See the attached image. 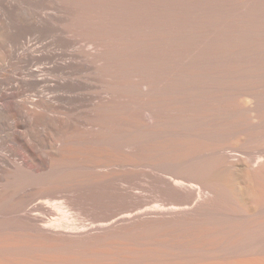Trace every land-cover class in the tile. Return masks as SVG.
<instances>
[{"label": "bare ground", "instance_id": "1", "mask_svg": "<svg viewBox=\"0 0 264 264\" xmlns=\"http://www.w3.org/2000/svg\"><path fill=\"white\" fill-rule=\"evenodd\" d=\"M33 1L0 0L5 39L0 55L18 70L16 76H0V129L22 148L19 152L0 141V264H264V62L191 81V76L164 78L168 87H162L170 92L190 81L188 86L204 87L205 95L195 106H176L175 112L169 108L160 115L149 107L144 115L141 104L161 88H155V78L133 76V86L128 82L130 90H125L127 81L119 76L124 82L122 90L114 82L121 90L114 96L113 79L105 87L101 81L106 79L99 76H77L94 67L98 51L79 49L77 38L57 25L59 13H48L42 2L45 10L32 9ZM223 1L214 12L213 0L214 10L206 6L209 13H202L204 21L198 24L192 16L191 28L178 35L215 58L264 56V0ZM151 32L146 37L156 40ZM50 35L51 46L44 40ZM40 61L47 64L36 66ZM54 72L62 76H51ZM26 88L34 96L25 98ZM179 89L167 94H181ZM130 101L146 119H133L129 131ZM56 109H65L67 117L56 115ZM98 109L117 113L122 124H115L122 128L115 130L101 116L102 123L97 121ZM69 112L80 124V138L93 136L98 145L93 153L85 139L80 146L87 144L81 148L88 154L69 151L75 148L68 144L72 139L65 140L72 125ZM37 122L47 128H32ZM135 128L138 132L130 133ZM128 132L129 138L142 137L129 139ZM144 147L160 150V158L143 155L139 149ZM101 183L102 188L90 187Z\"/></svg>", "mask_w": 264, "mask_h": 264}, {"label": "rangeland", "instance_id": "2", "mask_svg": "<svg viewBox=\"0 0 264 264\" xmlns=\"http://www.w3.org/2000/svg\"><path fill=\"white\" fill-rule=\"evenodd\" d=\"M34 1L30 5V7L32 9L34 8V9H39V10H45L44 8H41V7L46 6V10L48 13L51 12L53 15L55 12L54 16L58 15L57 12L59 13L58 18H60V19L62 18V19H61V21H59V19L57 20L58 22L56 21L57 25H59L61 27L63 25V28L67 29L70 34L74 35L77 38V40L80 43L79 49L84 50L86 48V50L92 49L93 51H98L95 53H97L98 57L100 56L99 57L100 59L97 58L100 61L95 59L96 58V54H95V56H94V60L96 62L95 63L96 66L94 65L95 69L93 67L90 71H87V72L83 71L80 73L78 72V74L75 73L74 76H76V74H77V76H90V75L91 76H97V77L99 76L98 77L99 79H101V78H103L104 80L106 79L105 82H102L101 80H99V81H101V83H103V85L104 84L107 85L110 82V84H108L109 86L111 85L112 79H113L114 80L112 83L113 86L111 85L113 88L117 87V86H114L115 81L120 84L118 86L121 88V86H122L121 84H123V82H124V81H118L119 76H121L120 80L127 81V82H125L126 83L125 90L128 87L133 86L132 81H131L133 76H139V78L138 77L137 78L141 79V80H144V78L148 79V77H150V80H151V77L153 79L155 78L154 79V81L156 80L155 81L156 83H154L156 86L155 88L157 89V86L158 87L161 86V88L159 87L158 89H162L163 91L161 90V92H160L161 94H159L160 90L158 91V93H157L158 89L155 90V92L157 94L156 93L151 94V96L152 95H154V96L152 98L149 97L150 99L147 98L148 102L145 101L146 102L145 104L144 103L141 104V105H143L142 107H144V105H145L144 110L143 109L141 110V107H140V110L142 112L146 111L147 108L150 107L152 111L155 110L156 113L157 114L159 113L158 115H160V114H163L161 112H168L169 108H172L170 110V112L172 110L174 111L175 109H173V107H176V106L178 108H179V106H180V108H181V106H182V108H183V106H184V108H186L188 106H195L199 100L203 99V96L205 95L206 89L204 87H199V86L194 87L193 84H191V86H188L189 82L192 80V78H194L192 76H196V77L208 76L212 72H219V71L220 72H230V71H232V70H234L240 66H255V65H258V64L264 62V56L263 55H259V56L236 55L233 57H228L226 59H222L221 57L220 58L211 57L210 54L205 49H199V48L194 49L193 46H189V45H191V44H189L190 42H188V40L185 42V40L188 39L187 36H185V35H184L185 37L180 36L181 33H179V31L180 32L183 31L182 33H184V30L186 31V29H189L188 27L191 28V26H192L191 24L194 23L193 20L197 21L200 18L202 20V18H203L202 16H204V18H205V15L207 14V12L209 10L213 11L214 8L212 6L214 5L215 2H216L215 3L216 6H214V7L217 9H215L214 12H216V10H218V8L220 6L222 7V4L225 2L223 0H214L213 5L210 4L213 2V0H39L40 2L36 0L38 2V4H36V1L35 2ZM45 1H47V2H45ZM191 1H193V2H191ZM41 2L43 3L42 4L43 6L40 5ZM33 3H35L36 6ZM190 4H192V5H190ZM32 5H34L35 7H33ZM37 5L38 6L40 5L41 7L40 6L38 7ZM47 5H49V6H47ZM196 5H198L197 9H196ZM191 6H192V8H191L192 10L190 9ZM206 6H209V7H206ZM205 7H206V9L209 8V10L207 9L208 10L207 12L205 10ZM197 10L199 13L197 12ZM193 11L194 12L196 11L195 13L200 14V16L198 14H197L198 16L196 14L195 15L191 14V13H193ZM203 12H205L206 14H202ZM62 15L66 16V17L63 18V17H61ZM192 16H194L195 18ZM191 17L193 18V20L191 19ZM204 18L202 21H204ZM67 21H69V22H67ZM197 23H198V21H197ZM175 24L177 26H175ZM178 24H180L181 26L179 27ZM198 24H200V23H198ZM150 28L154 32L157 33V34L155 33L156 34L155 37H157L158 40L154 36H152L151 38L154 37L156 40H154V39L149 40L150 37H146L147 34H149V35H150V33L153 34V32H151ZM180 28H182L183 30H180ZM146 29L147 30L149 29L150 33L146 31V35H144ZM173 29H175V30H173ZM142 30H143V33H142ZM75 32L77 34H75ZM89 32H91V34ZM92 32H94V33H92ZM95 32L97 35L99 34L98 35L99 39H97L98 37L95 34ZM163 32L165 34H167L168 37H166V35H164ZM171 32H173V35H171L172 37L169 36V33L172 34ZM158 33L161 35V37H160V35H158ZM178 33L180 35H178ZM0 35H2V34L0 33ZM142 36L144 38L146 37L145 39L146 40L148 39L147 41H150V42L152 41L151 46H148V45H150V43L147 42L146 40H145L146 43H149V44H146V43L143 44L144 38ZM177 36L178 37L180 36V38L181 37H183V38L180 39V38H177ZM170 37H171V39H170ZM0 38L2 40V41L0 40V43H1L0 44V50L2 51V52L1 51L0 52L3 55L4 48H2V47H3V45H5V44H3L5 42V39L2 36H0ZM167 38H168V40H167ZM159 39H160V42H159ZM177 39H179V40H177ZM44 40H46L45 42L50 40L47 44H49L51 46V44H50V42H52V36L51 35L47 36L46 39L44 38ZM161 40H162V43L164 45L161 43ZM165 41H166V43H165ZM179 43H180V47H179ZM165 44L169 45L170 47L165 46ZM173 44H175V45L173 46ZM186 44H188V45L185 46ZM145 45H147V47ZM81 47H83V48H81ZM97 48H100V49H97ZM190 48H192L193 50ZM49 49H50V47H49ZM99 50H101V51H99ZM146 51H147V53H146ZM99 53H101V54H99ZM2 55H0V56H2ZM1 59L3 60V62ZM7 61L8 60L5 57H3V56L0 57V65H1L0 66V71H1L0 74L2 73L0 76H10V75L16 76V75H18L17 74L18 73L17 68L14 70V66L17 67V64L15 65L14 62H11V61L7 62ZM101 61H102V63H100ZM1 63H3V64H1ZM10 63H12V66ZM38 63H40V64H38ZM45 64H47L46 61L45 62L40 61V62L36 63V66H43ZM2 67L3 68L7 67V68H5L3 70ZM5 70H7V71H5ZM95 71H96V73H95ZM57 74L59 75L58 72H54V73H51L50 75L51 76H54V75L58 76ZM64 75L66 76L67 74H64ZM59 76H62V74ZM67 76H70V75H67ZM71 76H73V75H71ZM108 76H111V78ZM112 76H113V78H112ZM115 76H117L118 78ZM122 76L123 77L125 76V78H122ZM144 76H148V77H144ZM169 76L171 78H172V76H174V77L175 76H183L184 78H186L187 76L188 77L191 76L189 78L190 81H188V82L186 81V80H188V77L186 78V80H184V78L182 77L183 80L185 81L184 83L187 82L188 85L182 84L181 87L179 86L181 89L177 88L178 87L177 85L180 84L178 82L179 79L178 80L174 79L179 84L177 82L173 81V83L174 82L176 83L177 87L175 85H173L176 88H175V90H171V92H173V91L175 92L176 89L177 90L179 89L180 92L182 91L185 93V91H184L185 89H187L186 92H188L189 87L193 86L191 89H189V90H191V92L189 91L188 95L187 94L182 95V92L180 94V93H178L179 92L178 91V92H176V94L178 93L176 97H175L176 94H173V93L171 95H168L167 93L168 92L171 93V92H170V88H168L169 91L166 90L168 86L167 85H166L167 87L165 86V79L168 80L167 77H169ZM141 77H143V78H141ZM109 78L111 79V81ZM114 78H116L117 80ZM127 79H129V80H127ZM135 79L136 78L134 77V80ZM134 80H133V82H134ZM157 80H158V82H157ZM163 81H164V84H163ZM116 82H115V85H116ZM128 82H130L132 85L129 83L131 85V86H129ZM180 82H183V81H180ZM157 83H159L160 85ZM161 83H162V85H161ZM183 85L184 86L187 85V88L183 87L184 90L182 89ZM162 86H165L166 89H165V87L163 89ZM112 87H109V89L114 92L113 93L111 91L113 93V95L114 94L116 95L115 92L118 91V93H117V96H118V94L121 93L120 91L122 90V88H121V90H120V88H118V90L116 91V88L111 89ZM26 89L28 90L29 88H26ZM31 90L32 89H30V91ZM127 90H130V89L128 88ZM164 90H166L165 91L166 93H162V92H164ZM131 91H134V90L131 89ZM131 91H130V93L127 91L128 95H130V97H132L131 99H133V97H135L134 99H136V96H133V93L135 91L133 93H131ZM25 92H26V96H24L25 98L29 95H30L29 97H32V95L34 96V94H35V91L33 92V90L31 91V93L29 92V90L25 91ZM127 92L125 94H127ZM135 94H136V92H135ZM23 95H21V98H19L20 100L24 99ZM178 95L180 97H178ZM175 98H176V100H174ZM135 101L136 100H133V102H135ZM130 102H131V104H129V106H131V107H129V106L128 107L131 108L133 112L129 108L127 110L128 112L126 111L128 114V117H127L128 118L127 119L128 124L126 123L127 125L125 124V127H128L130 125V127L134 128L133 125L136 121H134L133 119H135V118L138 119V121H137V123H138L139 120L141 119V117L143 118V116L145 115V112L143 115V113L141 111H139V109H137V108H139L138 106L135 107L136 108L135 109L136 112H135L133 109L134 104L132 103V101H130ZM146 104L148 105V107L146 106ZM37 108H39V109L42 108L41 109L42 111L40 110L39 112H43V110H44V108L42 106L41 107L38 106ZM37 108H36V110L38 111L39 109H37ZM178 108L176 110H178ZM60 109H62V108H60ZM60 109H56L58 112H56L54 110L56 112V115L59 114V116H61L64 113L62 116L67 117L65 115L66 114L68 115V112L63 111L65 109H63L61 112H59ZM165 109H168V110L164 111ZM54 111H51L50 114L52 115L53 114L52 112H54ZM55 112H54V116H55ZM105 112L106 111L103 109H98V111H97L98 116L97 117H95L94 115H92V116H94L97 121L100 120L101 123L104 119H106V122L104 120V123H107L109 120L110 122H108V124L111 123V126L112 125L114 126L115 123H118V125H119V123H120V125L122 124V122H120L121 121L120 117H119V115H117V113L115 115V114H107L108 112H106V114L108 115L107 116V115H105ZM130 112H132V113H130ZM139 113L142 115H140ZM156 113H154V114H156ZM69 114H70L69 115V117H70L72 115V113L69 112ZM111 115L113 117H111ZM138 115H139V117L137 118ZM99 116H101L100 118H102L103 120L100 118L98 120ZM115 116L117 119L114 118ZM125 116H127V115L125 114ZM90 118H91V116H90ZM110 119H112V120H110ZM145 119H143V120L141 119V121L144 122ZM91 120H94V121L92 122ZM91 120L89 121L90 123L92 122L91 124H93L94 122H97V121H95V119H91ZM129 120H130V122L133 120L134 123L132 121V123L129 124ZM70 121H71V124L73 126L71 125L72 127L70 126L67 128L66 131L68 134L67 133L66 134L68 135L67 137L70 136L71 138L69 137L70 139L69 138L65 139L64 136H63V138L66 141H67V139H68V141L72 139L71 141H69L70 143H68V144L73 145L75 148L76 147H78V148L83 147L84 144H82V146H80L81 142L87 143L89 140V143H87V144L90 146H92V144H93V146L90 147L87 144H85L86 146H84V147L87 148V146H88V148H87L88 153H90V152L93 153L94 148L98 147V145L95 144V140H94L93 136L91 135V137H89L88 139L85 136L84 137L85 140L82 137L80 138V136H83V135H81V132L79 130L80 124L77 125L76 123H78V122L76 121V119L74 121L71 119V117H70ZM136 124H135V127L139 126V124L138 125H136ZM118 125L115 124V128H114L115 130H117V128H118V130L122 128V126H121V128H119L120 126H118ZM130 127H128L127 129L129 130ZM32 128H34V129L36 128V130L37 129L43 130V129L47 128V126H45V124H43V123L41 124V123L37 122V123H34V125H32ZM74 128H75V130H74ZM21 129L23 131H26V130H24L25 127L21 128ZM26 129H28V128H26ZM135 129H132V131L133 130H135V131L130 132V133L135 134L134 132H136V131L138 132L137 128H135ZM46 130H48V129H46ZM130 133L127 135L128 138H129ZM133 134H131V136H130L131 139H133V137L135 138L137 134H138L137 135L138 137L141 136V134L139 136V133H137L135 136H133ZM9 135H11V134H9L8 131L0 129V141H2V143L4 141H6V144L8 143L6 146H8L9 148H13V149L16 148L15 150L19 151L18 148H21V145L19 143H17L16 141H14L13 138H12V140H13V142H12V140H10L11 138L8 137ZM65 137H66V135H65ZM92 138H93V140H92ZM82 139L84 141H87V142L80 141ZM139 139L141 140L142 138H139ZM90 141H92L91 144H90ZM137 141L139 142V140H137ZM72 142L73 143L75 142V144H73ZM141 142L142 141H140V143ZM13 145H15V146H13ZM35 148H36V145L34 146V149ZM75 148L73 151L72 150H69V151L74 152V153L76 151L75 155L81 154L82 152L83 153L85 152L86 154H88L86 149H85L86 151H84L82 148L80 150H78L77 148L75 149ZM144 148H142L143 150L139 149V150H141V153L143 154V152H145L143 155H148V154L150 156L153 155L152 157L154 159H155L154 155L158 156L156 158V159H158V158H160L159 155L161 156V154H162L161 151L158 149L154 148L155 150H153V149L146 150L148 148H145V149ZM45 149L47 150V148H45ZM71 149H72V147H71ZM48 150H47V152H48ZM152 150L154 153H152ZM23 151H21V153L25 154L26 150L24 152ZM70 152L65 151L64 154H68V155L71 154V155L75 156L74 153L72 154ZM138 152H140V151H138ZM168 152L170 153V150H168ZM171 152H172V150H171ZM26 154H28V153H26ZM49 154L51 155L52 153L50 152ZM56 169H57V167L54 169L55 172L61 171L59 169L56 171ZM60 169H61V167H60ZM101 185L104 186L105 184L104 183L96 184V185L93 184V185H90V187L95 186V188L97 189V187L102 188ZM100 188H98V189H100Z\"/></svg>", "mask_w": 264, "mask_h": 264}]
</instances>
